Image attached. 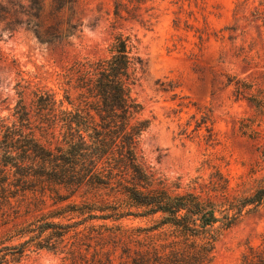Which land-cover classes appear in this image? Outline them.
Returning a JSON list of instances; mask_svg holds the SVG:
<instances>
[{
    "label": "rangeland",
    "instance_id": "1",
    "mask_svg": "<svg viewBox=\"0 0 264 264\" xmlns=\"http://www.w3.org/2000/svg\"><path fill=\"white\" fill-rule=\"evenodd\" d=\"M12 1L0 0V5L17 11L28 4ZM43 1L46 8L52 4ZM259 4L134 0L132 7L141 16L119 21L113 0H77L64 19L79 18L78 31L52 42L39 39L25 23L10 33L0 19V118L14 121L22 98L40 141L49 147L59 144L57 131L40 122L37 95L56 92L61 98L65 88L75 93L66 83V69L77 60L104 56L121 34L138 57L131 67L132 95L151 124L139 138L137 153L154 186L214 199L222 193L247 195L264 185V107L238 92L244 83L239 80H255L254 87L264 88V28L254 14ZM218 171L229 181L227 191L212 186L223 183ZM39 189L0 208V241L44 218L67 225L66 234L58 250L36 249L19 264H131L140 253H167L173 241L185 239L176 227L160 224V214L91 219L65 211L73 203L85 204L86 210L108 205L129 209V201L115 189L54 183ZM209 232L218 235L211 264H240L251 246L262 244L264 203L249 208L229 228L217 223Z\"/></svg>",
    "mask_w": 264,
    "mask_h": 264
},
{
    "label": "trees",
    "instance_id": "2",
    "mask_svg": "<svg viewBox=\"0 0 264 264\" xmlns=\"http://www.w3.org/2000/svg\"><path fill=\"white\" fill-rule=\"evenodd\" d=\"M27 1L24 10L0 5V19L5 20V29L10 33L25 23L39 39L52 42L78 31L79 18L64 19L65 11L76 8L77 0H52L49 8L43 0ZM133 1L113 0L119 21L141 16L132 7ZM259 3L254 14L256 23L264 28V0ZM19 14L27 16L26 21ZM136 59L128 37L117 35L104 56L77 60L66 69V83L75 93L65 88L61 98L56 92L37 95L42 126L57 131L61 137L54 147L44 145L35 134L30 111L22 98L15 107L14 121L0 118V208L18 196L39 191L46 183L75 188L109 187L124 195L129 209L108 205L86 210L85 204L73 203L65 211L89 214L91 219L160 214V224L176 227L185 239L173 241L167 253L157 249L140 253L131 264H211L218 235L209 229L217 223L229 228L249 208L262 205L264 185L247 195L222 193L219 199L194 191L174 193L166 187H155L137 153L139 138L151 120L141 116L143 106L132 95L131 67ZM241 81L244 83L238 87L239 96L256 107H264V88L254 87L255 80ZM218 173L223 183L213 182L212 186H223L227 191L229 181ZM97 209L106 213H94ZM59 214L57 211L51 217ZM66 228L67 225L47 218L21 226L0 241V264H19L36 249L58 250ZM262 236V244L251 246L240 264H264V233Z\"/></svg>",
    "mask_w": 264,
    "mask_h": 264
}]
</instances>
